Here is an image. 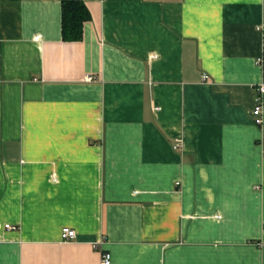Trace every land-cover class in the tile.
Listing matches in <instances>:
<instances>
[{"label": "crops", "instance_id": "crops-1", "mask_svg": "<svg viewBox=\"0 0 264 264\" xmlns=\"http://www.w3.org/2000/svg\"><path fill=\"white\" fill-rule=\"evenodd\" d=\"M63 1L0 0V264H264V0Z\"/></svg>", "mask_w": 264, "mask_h": 264}, {"label": "trees", "instance_id": "trees-1", "mask_svg": "<svg viewBox=\"0 0 264 264\" xmlns=\"http://www.w3.org/2000/svg\"><path fill=\"white\" fill-rule=\"evenodd\" d=\"M89 12L82 1H63L61 4V34L65 41H76L82 37L83 23Z\"/></svg>", "mask_w": 264, "mask_h": 264}, {"label": "built area", "instance_id": "built-area-1", "mask_svg": "<svg viewBox=\"0 0 264 264\" xmlns=\"http://www.w3.org/2000/svg\"><path fill=\"white\" fill-rule=\"evenodd\" d=\"M208 76L203 75V80H207ZM255 104L251 110L252 121L256 125L262 123V111H264V82H260L255 86ZM7 228H13L12 226H6ZM75 237V231L72 229L64 228L60 232V238L62 241H70ZM102 242L98 241L95 244V248H99L101 263L110 264V254L101 248Z\"/></svg>", "mask_w": 264, "mask_h": 264}]
</instances>
